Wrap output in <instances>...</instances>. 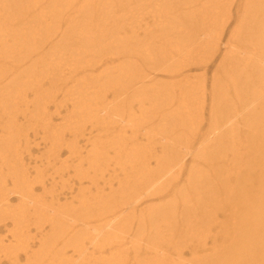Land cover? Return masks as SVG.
<instances>
[{
	"label": "bare ground",
	"instance_id": "6f19581e",
	"mask_svg": "<svg viewBox=\"0 0 264 264\" xmlns=\"http://www.w3.org/2000/svg\"><path fill=\"white\" fill-rule=\"evenodd\" d=\"M32 1L25 7L22 0H1L0 21L9 18L14 22L22 16H16L17 12L27 15L16 22L23 28L3 26L8 34L2 33L10 39L11 49L18 51L14 53L13 63L4 61L0 65V104L18 93L24 97L29 91L32 111L37 110L33 115L30 113L31 119L39 117L38 110L49 117L47 103L55 101L52 90L57 85L51 80L48 87H44L23 69L24 62L33 59L39 65L46 63L44 44L52 47L49 53L54 66L51 70L57 72L60 68L65 74L68 68L70 77L96 69L108 54L141 58L137 63L129 60L117 65L106 76H96L91 88L97 101L103 98L100 92L105 85L114 83L124 87L123 82L130 83L138 103L144 97L152 111L157 109L153 116L160 117L154 120L152 128H145L144 138L151 139L150 146H160L159 152L142 155V149H124L123 134H108L110 144L118 140L124 150L115 149V145H103L102 151L86 155L85 162L88 161L91 169H96L98 164L107 169L113 160L122 175L117 190L93 195L90 200L82 199L76 209H71L70 205L54 208L53 199L50 202L44 199L45 187L41 181L44 169L36 170L35 179L30 180L21 165L4 174L0 165L3 177L0 227L7 228L9 223L11 227L6 233L12 235L22 224L33 223L43 234L39 231L38 236L33 234L36 249L24 263L55 264L59 258V261L64 258L63 249L65 253L71 247L72 253L77 254L75 260L84 257L87 264H264V0L237 3L235 28L225 42L224 62L214 68L207 84L204 78L195 82L197 93L192 92V81L187 74L199 69L207 57L212 59L224 28L232 22L231 7L236 0H144L149 1L145 3L147 9L157 6L151 11L155 14L145 22L142 15L137 23L129 19L137 10V4L128 8L129 16L123 13L118 16V13L135 3L129 4L131 1L142 5L140 0H116L117 7L112 0ZM104 1H112L116 9ZM20 2L23 7L10 8L11 4ZM29 13L40 19L33 31L26 21ZM62 24V30L54 27ZM213 27L214 33L210 32ZM26 37H30L33 44L38 41L37 46H29L30 51ZM16 41L20 42L19 47L13 46ZM69 41H72V51L65 44ZM64 56L72 62L66 69L60 66ZM82 56L85 61L76 68ZM144 68H147L146 73L142 71ZM209 68L205 66L204 72ZM27 76L32 80L27 84L20 82ZM90 82L94 81L85 76L76 82L74 93L62 96L63 104L68 102L71 110L79 109L88 115L93 112L97 121L115 122L98 115L104 112L102 104L86 108L82 100L88 95ZM42 99L47 103L39 102ZM70 99L72 101H68ZM120 108L119 103L114 105L115 111ZM2 111L4 115L0 118L15 127L16 114L11 110ZM139 113L132 125L136 136L141 134L139 130L145 127L149 114L144 108H140ZM237 119L241 124L239 130L235 126ZM119 122L124 131L125 121ZM202 123L206 129L200 131ZM141 125L144 126L140 128ZM67 129L80 134L82 126L78 129L75 124ZM4 136L16 149L19 134L7 129ZM4 147V144L0 147L1 156ZM105 148L114 151L115 155L109 160ZM62 166L69 167L67 163ZM6 178L10 186L5 184ZM59 183H62L61 178ZM35 184L41 186V196L33 194ZM9 194L19 197L16 207L10 205ZM48 196L52 198L51 194ZM140 197H155L159 202L140 210L137 207ZM31 210L32 223L28 221ZM65 235L70 237L65 240ZM49 236L62 240L59 241L60 253H50L46 239L50 244L57 241ZM84 241H89L88 252ZM0 243V249L8 258L14 257L16 251L26 254L29 241L12 236L8 244L1 240Z\"/></svg>",
	"mask_w": 264,
	"mask_h": 264
},
{
	"label": "rangeland",
	"instance_id": "374dc122",
	"mask_svg": "<svg viewBox=\"0 0 264 264\" xmlns=\"http://www.w3.org/2000/svg\"><path fill=\"white\" fill-rule=\"evenodd\" d=\"M115 7L119 6L116 0H112ZM112 1H104L107 5L112 6L114 9H116L112 5ZM138 1V0H137ZM142 5H140L136 1H131L129 4V7L125 8V11L118 13V16L125 14L129 16V9L128 8H134L136 4L138 5V8L136 11H134L132 14H130V20H133L137 23V21H141V17L143 15V22L148 20L152 15H154L153 11L156 9V5L153 6L154 9H147L148 6H145V3L147 4L149 1L140 0ZM223 1V0H222ZM33 1L32 0H22V4L27 7L30 5ZM237 3H241V0L233 1V7H231V24L224 28L223 30V37L220 43H218L215 53L212 54V59L210 60V56L206 58V63H201L200 68L197 70H193L190 73H188V79L192 81L191 89L192 92L197 93L196 90V83L197 81H200L202 78H204L206 84L210 81L213 70L217 66L221 64V61L224 59L226 55V39L229 37L231 30L235 28V20H236V8ZM20 3L11 4V9H16L18 7H23V5ZM56 3H54L52 6H55ZM0 7H2L1 0H0ZM156 11V10H155ZM31 12V11H30ZM2 13V12H1ZM158 14L159 12L156 11ZM233 13V14H232ZM27 16L26 21L28 22V25L30 28L33 29L36 28L34 26L38 25V22L40 19L34 18L31 13ZM74 14V13H73ZM16 16H20L18 19L14 20V22L10 21L9 18L1 19L0 21V65L5 61L8 63H13L12 58L15 57V52L18 50H13L10 47L11 41L8 37L5 35L8 34L7 30L4 29L3 26H8L12 28H23L24 26L18 25L16 22L22 21L24 18H26L27 13L26 12H17L15 14ZM64 14H62L63 17ZM127 16V17H128ZM49 16H47L46 19H48ZM45 19V20H46ZM63 19H65L63 17ZM112 19V18H111ZM111 19H109L111 21ZM60 30L63 29V24L58 27L54 26ZM59 30V31H60ZM5 34H3V33ZM210 32H215V27L211 28ZM38 40V39H37ZM212 40V39H211ZM40 41V40H39ZM33 40L30 37H26V45L28 46H37L38 41L36 43H32ZM213 42V40H212ZM66 47L70 48V45L72 44V41L66 42ZM12 45V44H11ZM20 42L16 41V44L13 46L19 47ZM104 46H108V44L104 41ZM44 53H46V56H44V60H47L46 63L43 65H39L38 61L34 59L32 61L24 62L23 69L28 70L29 75L33 78L39 80L40 84H44V87H48V81L53 80L55 84L57 85V88L55 90H52L55 92V101L53 103H47L45 99L38 100L41 103H47L48 108V115L49 117H45L41 111L38 110L39 117L37 116L35 120H32L30 117V113L32 115L37 111H32V97L31 93L27 91L24 94V97L20 95L19 93L15 96L10 97L7 99L6 102H3L0 104V115H4L3 109L11 110L16 114V120L17 123L15 124V127L7 124L5 120L0 118V147L2 144H4V153H2V156L0 154V165L3 166L1 169V173L4 174L7 170L13 171V168L19 167L21 165V169L24 171L26 176L32 180L35 179V172L36 170L42 171V169L45 170L43 172L44 177L42 178V182L44 183L45 192H44V199L47 202H50L51 199H53L54 208H56L59 205L64 206H71V209H76L79 207V202L82 199L90 200L91 197L94 195H105L110 192V190L115 191L117 190V184L118 179L122 178L121 173L119 172V168L114 165V161L110 160L112 162L111 164H108V168L104 169V166H101L98 164L96 169H91L89 167L88 161L85 158L86 155L89 153L96 152L98 150L102 151L101 149H104L105 145L106 147L115 145L114 148L117 150H124L126 148L131 147L135 151H139L142 149V155H145V153H149L153 155L156 152H159V146L160 145H153L150 146V140L144 138L145 135H147L145 128L148 126L149 128H152L154 123V120L159 118V115H154L153 112H156V110H151L150 104L144 100V97L142 98L143 101L140 103L137 102L138 96H134L133 89L129 86L130 83L127 85L122 83V86L115 85L113 83V86H104V90L100 93L103 94L102 99L95 100V96L93 95L94 90L91 88L94 87L95 77L96 76H106L108 72L110 73L115 69V67L119 64H124L125 62L132 60L137 63V61L141 58H128L126 56H113L111 54H108L105 56L99 64L96 65V69L91 71H88L86 74H83L81 72L75 74L74 76L70 77L69 75V69L67 68V73L63 74L60 72V68L58 71H52L51 68L54 66V63L52 62V57L50 55V51L52 47H50L49 44H44ZM71 51L73 50L70 48ZM12 50V51H11ZM30 51V49H29ZM138 51V50H137ZM139 52V51H138ZM34 55H36V51L32 52ZM106 54V52H105ZM142 54V53H141ZM34 58V57H33ZM91 58V57H90ZM97 59V62L100 61V59ZM202 60H204V56H200ZM62 61L60 62V66L63 67V69H66V66L68 63H72L71 59L64 56L61 58ZM66 59V60H65ZM85 61V58L82 56L81 62L76 64V68L81 66V64ZM18 62V61H17ZM15 62V63H17ZM33 63V64H31ZM141 64V63H140ZM210 66V68L204 72L205 66ZM144 73L147 72V68L142 69ZM109 73V74H110ZM86 77L88 80H93L94 82H90V86H87V92L88 95L84 97L82 100L86 106V108H91L95 103L102 104L104 112L99 113L98 115L101 117L106 118V121H115L112 123H103L100 121H97L96 118L93 116V112H90L88 115V112L81 113L79 109L71 110L70 104L67 102L66 104H63V100H61L62 96H67L71 93H74V90L77 89L75 86L76 82H79L83 77ZM30 77H22L20 79V82H28ZM19 80V79H17ZM145 80V79H144ZM165 81V79H163ZM27 86V85H26ZM32 87V86H30ZM89 87V89H88ZM118 88L117 90L114 89ZM96 90V89H95ZM208 93V90L206 91ZM152 93H148L147 95H151ZM72 101V99L68 100ZM119 103L121 108L119 111L114 110V105ZM39 105V104H38ZM60 106L57 111H55V107ZM81 107V106H79ZM144 108L146 109L149 114L146 117V123L145 127L140 131V135L136 136V128H132V125L137 117H139V109ZM111 109V110H108ZM205 113H206V108ZM107 110V111H106ZM106 111V112H105ZM41 112V113H40ZM75 112L70 117H67V114ZM110 113H116L110 114ZM118 113V114H117ZM40 115H43V118H40ZM205 117L208 119V116L205 114ZM96 120L97 123L94 121ZM120 120H124L123 122L125 129L122 131L120 129L121 122ZM127 120H131L130 122H127ZM91 121L93 125L91 124ZM208 121V120H207ZM28 124H31L32 127H28ZM73 126L76 124L78 126V129L82 126V130L79 133H73L74 131H69L67 129L68 126ZM95 125V126H94ZM144 125L139 126L140 128ZM235 126H238V130L241 128V124L239 122V119L236 120ZM7 129L15 130L16 133L19 134L18 137V143L17 148L15 149L6 139L4 138V131ZM205 128V123H202L200 125V131H203ZM243 129V128H242ZM241 129V130H242ZM152 134L155 133L154 130L151 131ZM187 133V132H186ZM108 134L112 136H117L118 134H123V142L125 143L124 149L121 148V142L118 140L114 141V143L110 144V140L108 139ZM93 140L94 144H93ZM100 140V141H98ZM155 146V147H154ZM154 147V149H153ZM59 150V156L57 155V151ZM108 151V160L111 158L114 154V151L109 150L108 148H105L104 151ZM3 158V162H2ZM89 158V156H88ZM189 157L187 158V160ZM63 163L68 164V168H64L62 166ZM153 166V165H152ZM0 173V181L3 179L2 174ZM87 173V174H85ZM117 175V176H116ZM101 176V177H100ZM59 178H61L62 183H59ZM179 180V179H178ZM182 181V179H181ZM53 182V185H52ZM56 183V185L54 184ZM180 183V180L178 181V184ZM5 184L7 186H10V180L9 178L5 179ZM55 185V187H53ZM51 186V188H50ZM43 190L41 189V186L38 184L34 185L33 194L35 196H41L43 194ZM51 194L52 198H49L48 194ZM8 200L11 206L16 207L18 203V196L17 195H8ZM157 198H149V199H142L140 197V201L137 204L138 209L145 210L148 209V207L154 206L158 204ZM91 204V202L89 203ZM150 209V208H149ZM68 213H71L70 210H68ZM29 220L30 216L32 215V210L29 211ZM31 222V221H30ZM32 223V222H31ZM6 226H9L7 228L0 227V240L3 242V244H8L12 240V236H19L22 241L26 240V243L29 241L27 246V252L25 253H18L16 251V254L14 257L8 256L6 258V255H4L2 249H0V264H27L24 263L27 256L30 255L31 251H34L36 249L37 242L35 239H32L33 234L36 236L39 235V229L37 228V225H25L22 224L20 226V230L18 229L15 233L12 235H8L6 233L7 229L11 227L9 223L6 224ZM27 226V228H25ZM47 227H45L46 229ZM80 229L79 227H77ZM48 229V228H47ZM39 231V232H38ZM41 233V232H40ZM48 233V230H47ZM43 236V234L41 233ZM70 236L65 235V240H67ZM82 237V236H81ZM77 237V239L81 238ZM48 238H51L50 236ZM57 242L50 244L48 240L46 239V244L49 246V251L52 254V251H56L60 253L59 241H62L61 239H54ZM89 241H84L83 244H85V248H87L86 252L90 251V246L88 245ZM82 244V247H83ZM1 246V243H0ZM67 245L65 246V248ZM71 248V247H70ZM70 248H67L66 256L63 249L64 258L59 261V259L55 262V264H69V262H72L73 264H87V260L84 259V257L79 258L78 260H75L77 258L76 253H72V250ZM130 256L132 255L131 250L129 249L127 251ZM50 254V255H51ZM188 255L185 253L184 257H187ZM14 258V259H13ZM13 259V260H12ZM96 264V263H95Z\"/></svg>",
	"mask_w": 264,
	"mask_h": 264
}]
</instances>
